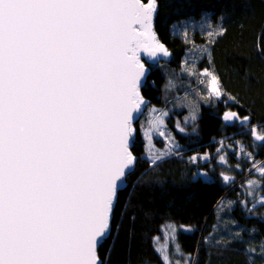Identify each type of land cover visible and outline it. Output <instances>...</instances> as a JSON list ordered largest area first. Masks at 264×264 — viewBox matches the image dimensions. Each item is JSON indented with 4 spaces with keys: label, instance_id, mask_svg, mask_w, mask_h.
Segmentation results:
<instances>
[{
    "label": "snow or ice",
    "instance_id": "obj_1",
    "mask_svg": "<svg viewBox=\"0 0 264 264\" xmlns=\"http://www.w3.org/2000/svg\"><path fill=\"white\" fill-rule=\"evenodd\" d=\"M155 11L156 0H0V264H98L135 160L140 53L170 55Z\"/></svg>",
    "mask_w": 264,
    "mask_h": 264
},
{
    "label": "trees",
    "instance_id": "obj_2",
    "mask_svg": "<svg viewBox=\"0 0 264 264\" xmlns=\"http://www.w3.org/2000/svg\"><path fill=\"white\" fill-rule=\"evenodd\" d=\"M156 2V32L172 59L152 67L142 94L150 108L167 111L166 123L178 146L156 161L147 158V135L159 150L164 145L139 122L132 149L138 161L127 188L118 194L111 234L100 246L99 257L102 264H166L154 239L173 224L180 229L179 248L184 257H192L191 264H264V204L248 211L242 204L245 185L231 187L223 179L226 174L242 181L257 177L253 169L264 164V0ZM203 72L217 77L219 97L208 94ZM171 73H183L198 87L190 95L178 91L183 105L196 108L197 117L188 126L183 117L190 106L170 107L178 89L165 102ZM227 112L237 114L235 120H242L243 126L228 122ZM236 141L245 144L250 161L234 159L229 148ZM218 153L232 157L230 165H223L227 168L216 161ZM197 154L209 158L194 163L190 157Z\"/></svg>",
    "mask_w": 264,
    "mask_h": 264
},
{
    "label": "rangeland",
    "instance_id": "obj_3",
    "mask_svg": "<svg viewBox=\"0 0 264 264\" xmlns=\"http://www.w3.org/2000/svg\"><path fill=\"white\" fill-rule=\"evenodd\" d=\"M172 70L175 72H180V71H176L174 69H172ZM182 72H184V74H186L188 76H190L192 74V73L188 72L187 70H183ZM205 73H207V72H203L201 74L202 75L201 81H204V83H206L205 86L207 87L206 89L208 90V94L219 97L221 95V92L219 95H216V94L211 92L210 76L206 75ZM191 81H193V79H191V80L184 79L183 73H181V75H178V76L174 75L173 73L168 75L167 85L164 89V91H165V102L170 101L171 98L174 96L176 89H178L177 93L175 95V98H173V100H171L172 101L170 103L171 108L181 110L183 108H187L190 106L187 103L183 105L179 101V99H181V98L179 97L180 95H179L178 91L184 90L186 95L193 94V92L196 89H198V87H197V85H193V83ZM219 90H220V85H219ZM200 102H201V99L197 98L196 104H194V105H197V107H198V104ZM149 105H147L144 113L142 114V116L140 117V119L138 120V122L136 123L135 126H136V128H138L141 125V123H143L142 128H143L144 132H146V133L149 131H150V133L153 132V134H155L157 137H159V139L162 140V143L164 145V149L160 148L161 150H159V147L156 146V144L152 141V139L149 138L148 135L146 136L147 152H146L145 156L147 158H150L153 161H156L158 159H161V158L167 156L169 151H174L176 149L175 147H177L178 144H176V142L173 138L174 136L167 126L166 119H165L167 115H161V113L167 114L166 113L167 111L166 110L158 111L155 108H150ZM179 105H181L182 107H180ZM167 106H168V104H167ZM190 108L192 109L191 106H190ZM195 109H192L191 111H189V113L187 115H185L183 117V122L187 126L192 124L197 117V112L195 111ZM227 114H230V112H227ZM193 117H195V119H193ZM235 121H237L239 126H243L242 120H235ZM139 122H141L140 125H139ZM247 122L248 121H245V123H247ZM256 138L258 139V134L256 135ZM173 140H174V142H173ZM228 147H230V146H228ZM245 147L246 146L244 143H242L240 141H236L235 146L229 148V151L231 153H234V159L236 161L237 160H239V161L240 160L250 161L252 159L251 156L248 154ZM229 153H226V154H223V153L219 154L218 153L216 155L217 156L216 161L218 162V164H221V167L227 168L226 166H223V165L226 164L228 166L231 164V163H229V159L232 157L229 155ZM208 158H209L208 154H206V155H198L197 154V155H193L190 157L191 161L194 163L206 162ZM236 169H238L240 171L241 167L238 165V166H236ZM253 171H255L258 176L247 179L245 181H242L243 179H241V180L237 179V175L234 176L233 174L224 175V176L229 177L230 181H227L223 178L226 181V183L231 184V187L233 185L236 186L239 184H241L243 186L245 185V187L243 189H244V194H245L246 200L243 201L242 204L245 205V207L247 208L248 211H252V210L256 209L258 206L264 204V164H262V165L260 164L258 166H255V169H253ZM198 175L201 176L204 180L210 179V177L207 174H204L202 172H199ZM234 180L237 182L233 183ZM176 226L177 225L167 224L163 229L162 237H157L154 239L157 253L160 255L161 259L166 264H191L192 257H190V256L184 257L183 253L181 252V250L179 248V244L177 242V238H176L177 236L176 235L180 229Z\"/></svg>",
    "mask_w": 264,
    "mask_h": 264
},
{
    "label": "water",
    "instance_id": "obj_4",
    "mask_svg": "<svg viewBox=\"0 0 264 264\" xmlns=\"http://www.w3.org/2000/svg\"><path fill=\"white\" fill-rule=\"evenodd\" d=\"M143 2H144V3H148V1L145 2L144 0H143ZM157 13H158V4H157V2H156V11H155V13H154V18H153V31L155 32V34H156V36H157L159 42H160L161 44H163V43L160 41V39H159V36H158V34H157V32H156V27H155V26H156ZM163 45H164V44H163ZM164 47L168 50V48H167L165 45H164ZM168 52L170 53L169 56H164L162 53H157L156 57H154V58H149L148 55H147L146 53H144V52H141V53H140L141 61L144 63V66H145V69H146L145 76L141 79V85H140V94H141V96H142L144 102H143V104H141L139 112L133 114L134 117H135L134 120H133V122H132V125H133V128H134V133H133V135H132V136L130 137V139H129V147H130V151H131L133 157L135 158V160H134V164L131 165L129 169H126V170H125L126 175H125V177L122 178V182H118V183H119V188H118V190H117V198H118V194H119V192H120V191H123L124 189L127 188V186H128L127 178H128V176H129L130 174H132V173L134 172L135 167H136V163H137V160H138L137 157L133 154V151H132L133 146H134V139H135V137H136V133H137V130H136V126H135V125H136V123L138 122V120L140 119V117L142 116V114L144 113V111H145L147 105H149V104L151 103L148 99H146V98L143 96V94H142V89H143L144 86H146V83L149 81V77H150V74H151V72H152V67L157 66V65H159V64L162 63V62H166V63H167V62H170V61H171V59H172V54H171V52H170L169 50H168ZM230 114H233V113H230ZM227 115H228V114H225V115H224V118H225ZM237 117H238L237 114H235V117H234V118H230V119H226V120H228V122L232 123ZM225 177H227V176H223L224 179H225ZM228 178H229V177H228ZM227 181H230V178H229ZM117 198H116V201H115V203H114V206H113V209H112V212H111L110 231H109L108 234H107V235H106V236H105V237H104V238L98 243L97 248H96V253H97V257H98V264H102V260L100 259V257H99V253H98L99 248H100V246L105 242V240H106V239L110 236V234H111V230H112V219H113V210H114V208H115V205H116V202H117Z\"/></svg>",
    "mask_w": 264,
    "mask_h": 264
},
{
    "label": "bare ground",
    "instance_id": "obj_5",
    "mask_svg": "<svg viewBox=\"0 0 264 264\" xmlns=\"http://www.w3.org/2000/svg\"><path fill=\"white\" fill-rule=\"evenodd\" d=\"M147 83H148V82H147ZM147 83H146V84H147Z\"/></svg>",
    "mask_w": 264,
    "mask_h": 264
}]
</instances>
